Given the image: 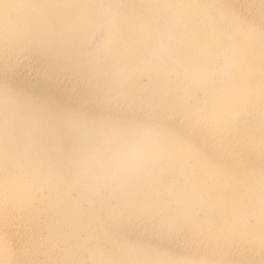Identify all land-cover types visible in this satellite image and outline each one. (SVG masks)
<instances>
[{"label":"bare ground","instance_id":"1","mask_svg":"<svg viewBox=\"0 0 264 264\" xmlns=\"http://www.w3.org/2000/svg\"><path fill=\"white\" fill-rule=\"evenodd\" d=\"M0 264H264V0H0Z\"/></svg>","mask_w":264,"mask_h":264}]
</instances>
